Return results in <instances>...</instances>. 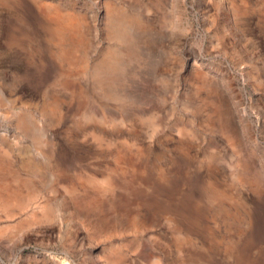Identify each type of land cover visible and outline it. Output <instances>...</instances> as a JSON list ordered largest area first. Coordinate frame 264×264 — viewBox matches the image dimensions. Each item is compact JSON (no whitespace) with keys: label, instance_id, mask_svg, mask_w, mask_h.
Wrapping results in <instances>:
<instances>
[{"label":"rangeland","instance_id":"rangeland-1","mask_svg":"<svg viewBox=\"0 0 264 264\" xmlns=\"http://www.w3.org/2000/svg\"><path fill=\"white\" fill-rule=\"evenodd\" d=\"M0 264H264V0H0Z\"/></svg>","mask_w":264,"mask_h":264}]
</instances>
